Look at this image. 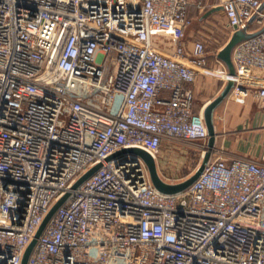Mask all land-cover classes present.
I'll list each match as a JSON object with an SVG mask.
<instances>
[{
    "label": "built area",
    "instance_id": "obj_1",
    "mask_svg": "<svg viewBox=\"0 0 264 264\" xmlns=\"http://www.w3.org/2000/svg\"><path fill=\"white\" fill-rule=\"evenodd\" d=\"M230 38L231 95L261 102L264 1L216 0ZM204 0H0V264H264V153L212 157L177 194L159 192L137 155L200 143L195 110L206 45L187 49ZM155 38L170 39L171 48ZM228 40V41H229ZM227 41V42H228ZM175 142V143H174ZM100 168L77 188L79 178Z\"/></svg>",
    "mask_w": 264,
    "mask_h": 264
},
{
    "label": "crops",
    "instance_id": "obj_2",
    "mask_svg": "<svg viewBox=\"0 0 264 264\" xmlns=\"http://www.w3.org/2000/svg\"><path fill=\"white\" fill-rule=\"evenodd\" d=\"M204 1L205 9H189L192 24L184 29L182 38L189 50L195 41L204 42L207 49L209 38L227 42L230 37L226 17L222 8L216 6L217 1ZM154 42L164 49L172 46L170 39L155 38ZM219 52L208 53L206 70L197 76L195 82L187 84L194 93L196 111H204L221 96L229 83V71L218 58ZM252 74L257 76L256 82L264 86V71L254 70ZM231 90L213 112L215 141L210 154L212 157L221 156L228 162L234 159L260 161L264 153V113L261 111V102L251 95L242 101L236 100Z\"/></svg>",
    "mask_w": 264,
    "mask_h": 264
},
{
    "label": "water",
    "instance_id": "obj_3",
    "mask_svg": "<svg viewBox=\"0 0 264 264\" xmlns=\"http://www.w3.org/2000/svg\"><path fill=\"white\" fill-rule=\"evenodd\" d=\"M248 36L245 35L243 32H236L228 41L227 45L219 52L218 58L227 66L228 71H229V83L225 90L222 92L221 96L213 100L204 110L203 115H204V120L206 123V127L208 130V148L206 155L204 156L203 162L201 166H199L196 170V172L189 177L187 180L184 182H181L179 184H168L164 182L160 176L157 173L156 169V164L155 160L145 151L137 148H132V149H124L116 154L112 155L110 157L114 158L120 155H125V154H132V155H137L139 156L146 164L149 177L151 180L152 185L161 193L164 194H177L180 192H183L186 190L190 185H192L201 175L203 172L209 157L210 153L214 147V141H215V130H214V125H213V112L215 108L226 98V96L229 94L230 90L232 89L234 85V79H235V71L233 68L232 60H231V52L234 46L239 43L240 41L246 39ZM101 165H96L90 170H88L85 174H83L79 180L76 182L74 185V188H77L80 184H82L85 180H87L90 176H92L99 168ZM67 198V195L62 197L59 201H57L48 214L45 216L43 219L39 229L37 230L33 240L29 243L27 246L21 264H28L29 258L36 246L38 238L41 236L43 233L44 229L46 228L47 224L50 222L51 218L55 214V212L63 205Z\"/></svg>",
    "mask_w": 264,
    "mask_h": 264
},
{
    "label": "rangeland",
    "instance_id": "obj_4",
    "mask_svg": "<svg viewBox=\"0 0 264 264\" xmlns=\"http://www.w3.org/2000/svg\"><path fill=\"white\" fill-rule=\"evenodd\" d=\"M227 43L214 37L209 38L207 55L210 52L221 51ZM203 150L200 143L164 144L155 159L158 175L168 184L184 182L201 166L204 159Z\"/></svg>",
    "mask_w": 264,
    "mask_h": 264
}]
</instances>
